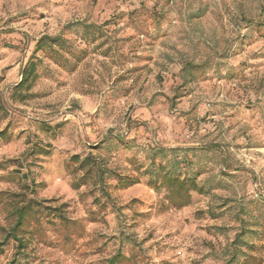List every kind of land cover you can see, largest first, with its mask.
I'll list each match as a JSON object with an SVG mask.
<instances>
[{
	"label": "rangeland",
	"instance_id": "rangeland-1",
	"mask_svg": "<svg viewBox=\"0 0 264 264\" xmlns=\"http://www.w3.org/2000/svg\"><path fill=\"white\" fill-rule=\"evenodd\" d=\"M68 23V62L38 54L32 96L12 101L34 41ZM0 104V129L10 124L0 191L18 189L6 160L20 158L28 138L50 146L29 167L45 201L40 228L21 254L0 244V264H106L118 250L122 264H225L239 231L252 247L242 251L264 264V0H0ZM41 122L59 126L44 132ZM151 147L165 149L155 167L178 161L204 193L168 206L143 175ZM89 152L140 183L106 178L109 199L92 178L73 190L82 172L69 158ZM9 211L0 197V226Z\"/></svg>",
	"mask_w": 264,
	"mask_h": 264
},
{
	"label": "trees",
	"instance_id": "trees-1",
	"mask_svg": "<svg viewBox=\"0 0 264 264\" xmlns=\"http://www.w3.org/2000/svg\"><path fill=\"white\" fill-rule=\"evenodd\" d=\"M77 25L82 29L83 33H88L91 28L94 27V25L86 23H77ZM72 26V23H68L64 25L58 33H44L34 41L30 57L19 67V80L11 88L10 99L12 101L24 102L32 96L31 89L38 80V67L41 63V60L37 57L38 54L41 53L44 58L52 62H68L66 55L71 54L73 45L70 39L64 37V33L70 31ZM4 110V107L0 104V112H4L3 116L5 118L7 113ZM132 122V120H128L127 130L131 128ZM139 125L141 124L137 123V126ZM58 126L59 125L52 126L41 122L39 128L44 132H50ZM9 128L10 124L7 123L0 129V141H6L8 139ZM125 135H122L121 138ZM26 144L27 148L21 154L20 158L6 160L7 163L18 167L15 171L21 176L18 189L16 191H0V197L5 198L10 207L9 218L11 220L7 227L0 226L2 238L0 244H5L8 241L13 242L15 255L21 254L27 249L29 238L33 237L40 228L41 205L45 202L35 197L36 188L39 183H36L33 178H30L31 171L29 167L34 164L39 156L47 155L50 146L39 141L32 143L29 138L26 140ZM208 147L222 149V147L214 143H210ZM164 151V147H151L148 149V166L144 169L143 175L148 176L146 181L148 187L155 191L158 189H163L165 191L168 206L180 209L191 203L192 193L203 194L204 191L202 186L197 183L195 176H181L177 173L176 168L179 162L176 160L172 161L169 167H165L161 164L155 167L156 157H163ZM27 160H30L28 169L26 168L24 173H20V169L23 168V162H27ZM69 161L77 166L75 171L82 172L78 179L72 181L70 186L73 190H78L80 186L86 184L89 178H92L94 180V185L101 188L100 192L102 196L109 199L110 195L103 188L106 178L113 176L117 179V184L121 186V188H127L140 183L138 177H128L124 179L121 175L114 173L106 165L98 163L97 158L90 152L83 158L79 155H72ZM45 209L50 213L56 212L55 214L59 220L70 222L69 219L62 217L59 207H45ZM198 213H200V211H198ZM243 235L244 233L239 231L231 241L225 264H262L261 258L242 251L243 247L252 250L251 245H247L242 241ZM126 260H128V257H125L121 251L118 250L106 259V264H122Z\"/></svg>",
	"mask_w": 264,
	"mask_h": 264
},
{
	"label": "built area",
	"instance_id": "built-area-1",
	"mask_svg": "<svg viewBox=\"0 0 264 264\" xmlns=\"http://www.w3.org/2000/svg\"><path fill=\"white\" fill-rule=\"evenodd\" d=\"M178 254H180V252H178Z\"/></svg>",
	"mask_w": 264,
	"mask_h": 264
}]
</instances>
